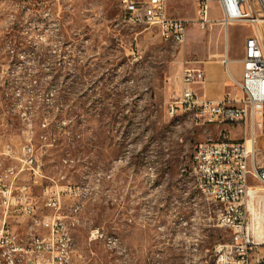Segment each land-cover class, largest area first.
Returning a JSON list of instances; mask_svg holds the SVG:
<instances>
[{"label": "rangeland", "instance_id": "374dc122", "mask_svg": "<svg viewBox=\"0 0 264 264\" xmlns=\"http://www.w3.org/2000/svg\"><path fill=\"white\" fill-rule=\"evenodd\" d=\"M197 2L167 0L187 22L177 46L129 23L120 0H0V152L11 145L17 157L32 144L42 177L34 184L25 171L19 183L31 185L36 219L55 214L47 198L59 200L83 264H213L214 246L231 236L192 174L194 146L220 140L224 127L168 108L185 68L233 56L251 27L226 32L216 6L201 29ZM180 5L184 14L171 13ZM256 133L261 167L259 119ZM249 185L251 230L264 244V185ZM13 216L8 225L23 234L29 221Z\"/></svg>", "mask_w": 264, "mask_h": 264}, {"label": "built area", "instance_id": "2783aa9c", "mask_svg": "<svg viewBox=\"0 0 264 264\" xmlns=\"http://www.w3.org/2000/svg\"><path fill=\"white\" fill-rule=\"evenodd\" d=\"M258 3L260 9L253 0H198L197 23L201 29L213 24L214 4L222 14L224 29L239 23L251 27L252 34L244 47L243 80L239 84L243 98L239 101L226 98L222 102L200 99L194 85L204 82V70L188 67L183 71L181 93L168 108L170 116L184 112L217 125L242 124L251 132L248 139L238 142L223 131L220 140L199 143L193 148L192 174L196 187L205 190L220 207L218 225L231 231L229 240L214 246L213 264H264V257L254 256L264 244L257 243L252 233L249 200L250 178L264 185V166L258 167L255 161L258 110L264 132V1ZM120 6L129 23L157 27L163 40L177 46L185 44L187 22L168 14L167 0H120ZM0 156L22 163L21 167L10 166L0 171V264H83L70 234L71 222L64 221L59 213V200L47 198L45 207L55 214L36 219L31 185L19 183L25 171L30 172L34 184L42 177L32 144L22 146L17 157L11 145H6ZM11 214L17 220L29 221L23 234L8 225ZM40 229L45 233L41 234Z\"/></svg>", "mask_w": 264, "mask_h": 264}, {"label": "crops", "instance_id": "0c3cea01", "mask_svg": "<svg viewBox=\"0 0 264 264\" xmlns=\"http://www.w3.org/2000/svg\"><path fill=\"white\" fill-rule=\"evenodd\" d=\"M184 6V5H183ZM172 7L171 13L175 14H184L182 12V7ZM217 5L212 6L211 18H213V13L215 7ZM198 7V2H197ZM168 14H170L167 4ZM231 26V25H230ZM229 26V27H230ZM229 27L226 30L228 31ZM252 34V30L250 31ZM246 36L242 48L234 53L229 55L228 51L226 52V56L223 60H214L210 62H205L203 64L202 69L205 73L204 82L201 84L194 85V91L198 95L200 99L214 101V102H222L226 98H231L234 101H239L243 98V91L241 90L239 84L243 80V59H244V47L246 39L251 35ZM227 60V63L224 61ZM259 119L261 125V140L264 142V132L261 120V114L259 110L256 115V123ZM224 127L223 131L230 134L231 139L236 141V137L239 135L244 136L243 139H248L251 135L250 129L242 124H231V125H221ZM255 137L257 138L256 128H255ZM25 223V221H22ZM27 223V221H26Z\"/></svg>", "mask_w": 264, "mask_h": 264}, {"label": "bare ground", "instance_id": "6f19581e", "mask_svg": "<svg viewBox=\"0 0 264 264\" xmlns=\"http://www.w3.org/2000/svg\"><path fill=\"white\" fill-rule=\"evenodd\" d=\"M262 1V0H261ZM200 192H201V194H203L205 197H209L208 195H207V193L205 192V190H203V189H198ZM250 191V190H249ZM260 244V243H259Z\"/></svg>", "mask_w": 264, "mask_h": 264}]
</instances>
